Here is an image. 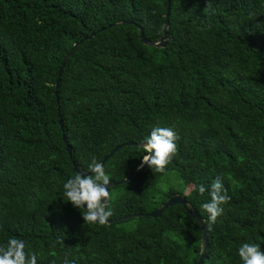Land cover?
Segmentation results:
<instances>
[{"label":"trees","instance_id":"trees-1","mask_svg":"<svg viewBox=\"0 0 264 264\" xmlns=\"http://www.w3.org/2000/svg\"><path fill=\"white\" fill-rule=\"evenodd\" d=\"M210 3L170 0L158 47L137 25L146 39L162 36L166 0H0V245L23 239L37 264H196L202 231L186 209L146 213L176 193L207 221L202 205L219 177L231 199L207 223L203 264H242L243 243L264 251V0ZM156 126L178 136L165 172L147 166L109 187V218L131 216L87 224L64 196L72 160L87 170ZM143 155L114 152L104 162L111 182ZM171 171L185 187L161 192Z\"/></svg>","mask_w":264,"mask_h":264},{"label":"clouds","instance_id":"clouds-1","mask_svg":"<svg viewBox=\"0 0 264 264\" xmlns=\"http://www.w3.org/2000/svg\"><path fill=\"white\" fill-rule=\"evenodd\" d=\"M210 6L211 3L208 0L207 7ZM177 139L178 136L173 127H154L142 144L145 155L138 168L147 165L154 173H164L177 152ZM86 172L91 175L77 172L63 184L64 196L67 202H71L74 207L82 211L83 219L87 224L104 225L113 215L108 203L110 175L94 156ZM207 190L204 185L198 187L201 195ZM209 195L210 202L204 203L202 207L208 213L206 223L210 225L223 214L222 205L229 203L231 197L227 194V189L219 177L212 182ZM26 247L23 239L15 237L8 239L4 245H0V264H37L38 254L35 251H26ZM52 254L55 255V253ZM238 255L242 264H264V251L259 244L243 243L238 249ZM64 264H72L67 256Z\"/></svg>","mask_w":264,"mask_h":264},{"label":"water","instance_id":"water-1","mask_svg":"<svg viewBox=\"0 0 264 264\" xmlns=\"http://www.w3.org/2000/svg\"><path fill=\"white\" fill-rule=\"evenodd\" d=\"M169 13H170V0H166V15H165L166 16V20H165V23H164L163 35L160 36L157 40H149V39H146V37L144 35L143 28L141 26L137 25V27L139 29L140 38H141V40H142L143 43L149 44V45H153V46H158V47H163V46L166 45V43L168 41V37H169V33L167 31L168 26H169V20H168ZM125 22H131V21H125ZM92 35H94V33H92L90 36H92ZM90 36H84L79 41L74 42L73 43V46L62 57L61 65H60L59 70H58V75L59 76H60V74L62 72V68H63V65H64L65 60L72 54L73 50H75L82 43V41L84 39L90 38ZM59 80H60V78H58L56 80V83H55L56 87H58ZM55 94L57 95V92H55ZM59 124H60L61 128H63L64 121L62 119H59ZM62 138H63V141L65 143V149H66L69 157L71 158V148H70V146L68 144V140H67V138L65 137L64 134H62ZM143 143H144V141L143 142L127 141V142H124V143H121V144H117L112 149H110V151L108 152V154L104 156L103 160L100 163H102L104 165V162L114 152H116L119 148H121L124 145H128V146H140V147H142V144ZM71 163H72V168H73V170H74L75 173H77V172H83V173H86L88 175H91V173H87L86 172L87 170L83 169L82 166H80L79 164H77L74 160H72ZM138 166L132 171V173L130 175H128L127 177H125L121 181H119V182H111V184H110L109 187L115 186L118 183H124L127 180H131L138 173H140L141 171H143L147 167V165H145L143 168H138ZM174 204H181L186 209V211L188 212V214L192 218H194L196 220L198 226L200 227V229L202 231L201 247H200L199 256H198V260H197L196 264H203V259L205 258V251H206V249L208 247V233H209V231H208V224L206 223L205 219L195 209L191 208L188 205L187 200H186V198H185L184 195L176 194V193L173 194V195H171L164 203H162L156 209H154V210L146 213V215H149L151 217H157V216H159L163 212V210L166 207L171 206V205H174ZM134 215L135 216H140V215H142V213L139 212V213H135ZM130 216H131L130 214H127V215H124V216H121V217H117L115 219L109 218L107 224L111 223L113 220H118V221L119 220H124L126 218H129Z\"/></svg>","mask_w":264,"mask_h":264},{"label":"rangeland","instance_id":"rangeland-1","mask_svg":"<svg viewBox=\"0 0 264 264\" xmlns=\"http://www.w3.org/2000/svg\"><path fill=\"white\" fill-rule=\"evenodd\" d=\"M185 186L183 182L179 179L175 171L167 172L162 176L158 183V188L161 192H165L170 188L175 190H181ZM191 185L187 186L185 189V193L189 191Z\"/></svg>","mask_w":264,"mask_h":264}]
</instances>
